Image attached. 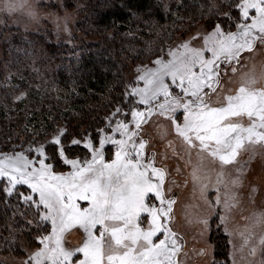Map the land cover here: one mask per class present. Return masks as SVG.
<instances>
[{
	"label": "snow or ice",
	"instance_id": "1",
	"mask_svg": "<svg viewBox=\"0 0 264 264\" xmlns=\"http://www.w3.org/2000/svg\"><path fill=\"white\" fill-rule=\"evenodd\" d=\"M3 6L7 11L16 7L12 0H5ZM163 10L170 11L169 5L164 4ZM201 18H205L203 13ZM56 20L59 33L60 21L68 18ZM63 31H69L66 23ZM202 31L201 47H192L189 38L175 49L169 48L167 59H156L155 67L137 69L132 81L137 86L131 89L129 99L139 97L137 103L144 108L130 107L121 113L117 107L113 116L125 119L116 120L114 127L109 123L110 133L100 128L95 135L88 133L77 140L69 138L65 127L41 125L32 130L25 124L23 130L31 132L32 138L13 144L11 152H0V193L5 200L15 196L17 204L35 209L34 219L26 221L35 226L29 234L36 232L29 244L38 241L41 245L31 251L21 247L24 258L18 264H182L178 258L181 238L171 227L176 201L173 188L166 187L169 173L165 166L156 165L155 155H145L148 142L141 134L154 113L167 116L189 155L196 150L197 162L191 173L194 188L203 195L211 185L217 193L214 201L205 200L217 211L210 210L198 223L209 234L215 222L217 230L223 228L233 235L229 214L239 203L238 189L256 148H264V71H242L236 86L228 85L246 56L264 52V0H221L220 4L213 0ZM169 78L170 84L166 82ZM6 80L10 83V76ZM139 81L144 87L138 86ZM171 86L182 95H173ZM26 95L21 92L15 99L22 101ZM81 140L82 156L71 151ZM105 145L115 148L114 156L106 159ZM18 147L22 151H16ZM243 151L250 153L246 161L239 159ZM64 167L70 170H57ZM19 186H27L28 191H20ZM256 190L253 187L250 195ZM78 201L87 202V206ZM252 219V225L239 233L240 248L230 240L233 250L226 259L213 256L208 264H229L228 256L231 264H238L236 252L250 243L254 227L264 224V211L254 212ZM73 230L81 234L79 242L69 247L65 237ZM258 250L264 255V234L249 248V255L255 256ZM200 254L207 252L201 250ZM259 264H264V259Z\"/></svg>",
	"mask_w": 264,
	"mask_h": 264
},
{
	"label": "trees",
	"instance_id": "2",
	"mask_svg": "<svg viewBox=\"0 0 264 264\" xmlns=\"http://www.w3.org/2000/svg\"><path fill=\"white\" fill-rule=\"evenodd\" d=\"M77 2L84 11L71 42L45 43L41 34H21L19 30H13L3 42L5 64L0 70V82L9 76L11 82L6 87L0 84V152H11L13 144L32 138L31 132L23 130L25 124L32 130L41 125L49 129L65 127L70 139L95 135L114 120L117 107L124 109L130 104L125 82L129 63L146 64L160 58L176 38L185 36L196 24L206 27L207 10L213 0ZM164 4L170 11L163 10ZM202 13L205 18H201ZM146 20L154 23L146 25ZM20 49L29 54L24 62L19 60ZM36 49L40 50L38 54ZM21 92L27 93L26 97L16 100ZM71 151L83 155L85 150L83 145H73ZM19 190L28 191L24 186ZM34 217V208L17 204L15 196L5 200L0 193L1 253L20 254L19 244L29 243L35 236L29 234L34 224L26 223Z\"/></svg>",
	"mask_w": 264,
	"mask_h": 264
},
{
	"label": "rangeland",
	"instance_id": "3",
	"mask_svg": "<svg viewBox=\"0 0 264 264\" xmlns=\"http://www.w3.org/2000/svg\"><path fill=\"white\" fill-rule=\"evenodd\" d=\"M64 5L69 10H74L73 18L67 21H60L61 30L57 33L56 18L45 20L40 26L36 28H28L25 29L19 25H14L11 23H6L4 25H0V70L4 68L3 62V50L2 45L5 40H7V35L11 33L13 30H19L21 34L25 33H38L43 36V40L45 43L52 42L54 44L62 43V42H71L72 37L77 32V22L82 16V12L84 11V6L79 4L74 0H64ZM79 5V8L77 7ZM55 7V4L51 5ZM64 23L67 24L69 29L68 32L63 31ZM206 27L203 23H198L195 27L188 31L185 36H181L176 38L172 43L170 48L175 49L182 41H188L189 38L192 39V47H201L203 45V31ZM71 33V35H69ZM21 45V44H19ZM36 53H39V49H36ZM169 51V49H168ZM167 51V53H168ZM18 56L21 57L20 61L24 62L28 53H24L26 51L19 50ZM167 53L162 57L167 59ZM210 55V53H206V56ZM41 58V56L37 57ZM158 59V58H157ZM155 60H152L146 64H133V62L129 63L125 82L127 83V95L126 98L129 100L130 104L128 107L121 109V113H125L129 111L130 107H139L141 109L144 108V105L137 103L139 97L132 96L129 99V95H131V89L137 84L132 83L135 80L137 75L138 68H152L155 67ZM241 65L238 67L237 74L232 77L233 83L228 85V87H235V81L238 80L239 73L242 71H249L254 68L255 72L259 74L261 71H264V52H259L256 55L249 58L246 56L244 60L241 61ZM10 69V68H8ZM231 75L230 69L228 70ZM11 72V71H10ZM8 75V74H7ZM12 76V75H11ZM11 82V81H10ZM167 83L170 84V78ZM3 83V84H2ZM261 83H264L262 81ZM3 86L10 85L9 82L3 81L0 82ZM139 87H144V82H138ZM171 90L173 91V95H182L178 88L175 86H171ZM215 99V97H213ZM179 122L182 123L183 120V112L180 110L178 113ZM125 119L123 115L114 116V120L111 121L112 126H115L116 120ZM130 119V115L128 116ZM127 122V121H125ZM102 128L105 129L106 132L110 133V129L107 125H104ZM143 138L148 142L146 147L145 155L148 158H151L155 155L156 165L159 167L161 165L165 166L168 170V177L166 180V187L171 186L173 188L172 196L175 199L176 203L173 206V220H172V229L174 232L178 234L181 238V243L183 245L182 252L179 255V259L182 264H208L209 260L214 256L217 260L224 261L226 259L227 253L233 250V244H235L236 248L239 249L242 243V239L239 235L241 231L245 229V226H250L253 223L252 214L254 212L264 211V148L257 147L256 154L252 158V160L247 165L246 171L243 176V181L241 187L238 189V205L234 206L229 214V229L233 231V235H227L223 228L219 230L216 229V223L213 222L212 232L209 234L206 229L203 228V225L198 223V219L207 215L209 211H217V209H210L209 206L205 203V200L214 201L217 195L216 191L211 187L202 195L199 188H194L191 173L193 165L197 162V154L196 150L193 149L191 154L187 150V146L183 143L182 139L176 134L174 126L170 123L167 116H159L155 113L151 118H149V122L143 126L142 130ZM116 138L119 139V134H116ZM97 139V147L98 137ZM80 140V139H77ZM80 145L84 146V141L81 140ZM22 151V150H16ZM115 148L111 145H105V157L106 159L112 155L114 156ZM27 154V153H26ZM37 154L35 152L32 153V156L35 157ZM250 153L248 151H243L239 159L241 161H246L249 158ZM82 156V155H81ZM90 158V157H89ZM213 168H216L217 165H211ZM69 167H64L58 171H69ZM231 171V169H230ZM212 182L215 180V176H212ZM27 188V186H24ZM255 187L257 190L254 195H250V190ZM224 189H221V194ZM81 206L86 207L87 202L78 201ZM222 212V207L219 209ZM255 235L250 241V243L243 248L242 251L236 252V259L238 264H248L250 261L251 264H259L261 259H264V255L258 250L255 256L249 255V248L258 244L259 237L264 234V224L256 225L253 229ZM32 233L36 232L32 231ZM80 232L71 231L70 234H67L65 237L66 245L71 247L76 245L79 242ZM209 235L211 238H209ZM16 241L14 238L13 241ZM232 241L233 244H230L229 241ZM221 241V242H219ZM21 242V241H20ZM38 241H34V244L26 243L22 241L19 244V255H15L12 252L3 254L0 252V261L3 264H18L20 259L24 258V253L20 251L21 247L29 248V251L34 250L35 248L40 247ZM199 248V250H197ZM207 251V255L205 258L208 259L207 262H203V255L201 256V250ZM194 250H197L196 252ZM229 264H231V257H227Z\"/></svg>",
	"mask_w": 264,
	"mask_h": 264
},
{
	"label": "clouds",
	"instance_id": "4",
	"mask_svg": "<svg viewBox=\"0 0 264 264\" xmlns=\"http://www.w3.org/2000/svg\"><path fill=\"white\" fill-rule=\"evenodd\" d=\"M16 5L13 11L4 8L5 0H0V25L11 23L25 29L36 28L46 19L56 17L73 18L74 10L64 5V0H12ZM55 4V7L51 5Z\"/></svg>",
	"mask_w": 264,
	"mask_h": 264
},
{
	"label": "flooded vegetation",
	"instance_id": "5",
	"mask_svg": "<svg viewBox=\"0 0 264 264\" xmlns=\"http://www.w3.org/2000/svg\"><path fill=\"white\" fill-rule=\"evenodd\" d=\"M197 250H199V248H198ZM197 250H194V251L196 252ZM205 250H206V249H205ZM206 252H207V251H206ZM201 256H202V255H201ZM202 257H203V262H207V261H208V259H207V258H205V257H206V255H203Z\"/></svg>",
	"mask_w": 264,
	"mask_h": 264
}]
</instances>
